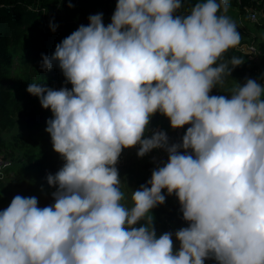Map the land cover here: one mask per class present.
Instances as JSON below:
<instances>
[{"label":"clouds","instance_id":"obj_1","mask_svg":"<svg viewBox=\"0 0 264 264\" xmlns=\"http://www.w3.org/2000/svg\"><path fill=\"white\" fill-rule=\"evenodd\" d=\"M182 6L116 0L107 26L102 13L90 15L51 57L42 54L41 69L58 62L72 85L27 87L51 110L45 131L65 163L46 177L54 204L16 195L0 210V264H264V87L248 79L230 98L210 95L230 75L217 62L241 34L218 15L229 0H200L177 15ZM157 112L173 129L189 125L181 143L169 145L164 131L145 137ZM137 144L138 156L164 149L168 160L127 207L115 165ZM162 189L188 222L174 234L178 251L173 233L157 237L153 226Z\"/></svg>","mask_w":264,"mask_h":264},{"label":"trees","instance_id":"obj_2","mask_svg":"<svg viewBox=\"0 0 264 264\" xmlns=\"http://www.w3.org/2000/svg\"><path fill=\"white\" fill-rule=\"evenodd\" d=\"M197 2L200 0H183V6L176 14H189ZM71 3L72 7H69V0H0V154L4 153L12 160V165L0 177V210L6 209L16 195L37 197L38 207L41 208L55 202L52 193L56 187L49 186L46 177L48 174L55 175L65 161L53 150L50 134L45 131L46 122L53 115L51 110L42 108L38 97L30 94L27 87L35 83L56 90L61 87L71 89L72 85L65 83L58 62H54L50 70L41 69L42 54L51 57L57 44L80 25L89 24L90 15L102 13L103 23L107 26L116 9V0H71ZM234 6L242 13L246 8L252 11L258 9L264 18V0H229V8ZM221 14L230 17L228 11L218 13ZM257 17L256 23L259 24V15ZM51 25H56L55 31ZM237 27L241 34L240 45L229 49L218 61L229 64L231 73L224 75V84L214 87L210 95L230 98L229 90L238 84L243 86L248 79L264 87V39L258 36L250 38L238 24ZM251 42H255L260 51L256 60L241 50L243 45ZM233 57L243 58V63L233 67L230 64ZM188 126L182 128L184 132ZM17 127L19 130L13 131ZM173 130L169 118L157 112L150 118L145 137L164 131L170 139ZM156 151L153 149L143 157L138 156L143 163V172L134 178L132 191L138 190L141 185L150 187L147 182L152 172L167 163L168 154L153 159ZM128 153L123 154L122 161ZM162 194L165 195V203L150 211L153 226L157 237L166 232L173 233L174 251H178L179 241L174 234L187 227L188 222L183 219L175 193L169 195L166 189H162ZM121 203L132 206L131 199L128 204ZM144 223L142 220L136 227ZM205 264L217 262L206 259Z\"/></svg>","mask_w":264,"mask_h":264},{"label":"rangeland","instance_id":"obj_3","mask_svg":"<svg viewBox=\"0 0 264 264\" xmlns=\"http://www.w3.org/2000/svg\"><path fill=\"white\" fill-rule=\"evenodd\" d=\"M252 10L249 8L245 9V12H240L237 6L228 8V14L234 20L241 28L242 30L247 34L250 38H259L264 39V18H262V15L260 11L254 10L256 15H259V24L252 21L250 19V12ZM219 63V62H217ZM19 130V128H15L13 131ZM8 133L7 135H9ZM123 154L125 155V149L121 152V158L118 159L117 164L115 167L118 169L119 178L121 181V187L123 188V191L125 193V200L122 202H126L128 204L130 202L131 196H132V189L134 186V178L138 176L141 172H143L142 169V161H140V157L134 152L128 153L125 158V161H122ZM130 154V155H129Z\"/></svg>","mask_w":264,"mask_h":264},{"label":"built area","instance_id":"obj_4","mask_svg":"<svg viewBox=\"0 0 264 264\" xmlns=\"http://www.w3.org/2000/svg\"><path fill=\"white\" fill-rule=\"evenodd\" d=\"M249 16H250V19L252 21H254V22L257 21L258 17L256 15L255 11H251ZM241 50L244 51L245 53H247L249 55V57L254 59V60L259 58L260 51H259V48L255 42H251V43H248L246 45H243L241 47ZM184 134H185V132L182 128L174 129L171 136H170V139H169V145H171L173 143H176V144L181 143L182 137ZM139 147H140V145L137 144L134 147L125 148V153L127 154L128 151H130V150L137 153L139 150ZM180 151L183 152L184 150L180 149ZM154 154L155 155L153 156V159L155 160L157 156L159 158H161L163 155H166L168 153L165 150L162 151V150L157 149V151ZM11 165H12V160L8 156H6L4 153L0 154V177L4 176L5 169L10 167Z\"/></svg>","mask_w":264,"mask_h":264}]
</instances>
